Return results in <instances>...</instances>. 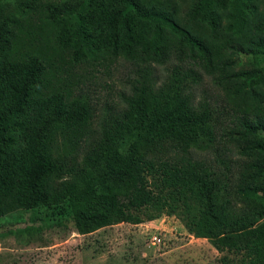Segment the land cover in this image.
<instances>
[{
    "label": "trees",
    "instance_id": "trees-1",
    "mask_svg": "<svg viewBox=\"0 0 264 264\" xmlns=\"http://www.w3.org/2000/svg\"><path fill=\"white\" fill-rule=\"evenodd\" d=\"M90 1L24 24L0 13V47L14 50L0 86V217L42 211L86 234L175 216L218 252L239 245L242 264H264V68L231 72L233 55L264 63V0H196L181 13L118 0L95 24ZM119 59L141 78L120 107L98 110L82 66Z\"/></svg>",
    "mask_w": 264,
    "mask_h": 264
},
{
    "label": "rangeland",
    "instance_id": "rangeland-1",
    "mask_svg": "<svg viewBox=\"0 0 264 264\" xmlns=\"http://www.w3.org/2000/svg\"><path fill=\"white\" fill-rule=\"evenodd\" d=\"M156 1L170 2L180 13L188 11L196 2ZM79 2L80 0H0V13L12 14L16 21L14 25L19 22L24 24L27 19H31V13L36 19H42L51 13L53 6L74 7ZM117 2L119 1L91 0L83 15H87L88 20L95 24L102 21L99 18L100 11L104 12L107 20L112 12L111 7L117 8ZM215 12L224 24V15L220 11ZM52 14L61 16L58 10ZM199 18L201 20L202 17ZM195 23L201 22L196 19ZM103 28H106L103 23L95 26V41L102 38L103 33L100 30ZM204 28L208 29L206 26ZM198 35L208 36L203 31ZM13 53L11 45L0 47L2 89L3 79L9 78L7 72L11 69ZM232 60L237 65L231 72L264 68V63L256 61L258 59L251 55H233ZM87 63L82 66L89 77L83 83V92L95 103L98 110L106 103L119 104L120 107L123 97L131 93L135 81L141 78L137 67L122 59ZM165 75L164 67L153 70L151 78L156 87L161 84ZM261 76L259 71L255 81L258 82ZM247 84L255 85L252 81H247ZM257 84L264 92V83ZM203 86L215 95H223L222 91L213 89L208 79ZM40 212L21 209L0 217V264H242L239 245L218 252L208 240L189 234L182 221L175 216H162L138 225L121 223L81 234L73 221L61 219L57 223V220L50 221L44 212ZM261 223H264V219ZM156 238L161 239L160 243L158 240L153 242Z\"/></svg>",
    "mask_w": 264,
    "mask_h": 264
},
{
    "label": "built area",
    "instance_id": "built-area-1",
    "mask_svg": "<svg viewBox=\"0 0 264 264\" xmlns=\"http://www.w3.org/2000/svg\"><path fill=\"white\" fill-rule=\"evenodd\" d=\"M157 240H158V243H160L161 239H159V238H156L155 240L153 239V242H155Z\"/></svg>",
    "mask_w": 264,
    "mask_h": 264
}]
</instances>
